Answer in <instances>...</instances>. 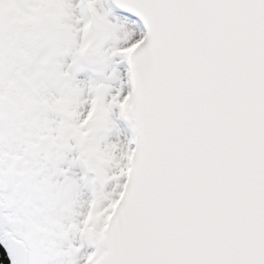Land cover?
<instances>
[{
	"label": "snow or ice",
	"instance_id": "obj_1",
	"mask_svg": "<svg viewBox=\"0 0 264 264\" xmlns=\"http://www.w3.org/2000/svg\"><path fill=\"white\" fill-rule=\"evenodd\" d=\"M0 264H264V0H0Z\"/></svg>",
	"mask_w": 264,
	"mask_h": 264
}]
</instances>
